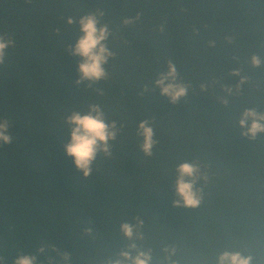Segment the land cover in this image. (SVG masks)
Masks as SVG:
<instances>
[{"label": "trees", "instance_id": "trees-1", "mask_svg": "<svg viewBox=\"0 0 264 264\" xmlns=\"http://www.w3.org/2000/svg\"><path fill=\"white\" fill-rule=\"evenodd\" d=\"M96 7L115 52L109 79L93 86L101 97L75 83L79 57L65 50L80 35L66 18ZM0 30L16 41L0 66V116L14 137L0 148L8 264L42 246L40 264H108L133 242L151 264H217L225 251L264 264V133L249 139L238 126L245 109L264 113V0H0ZM169 61L188 86L176 104L154 84ZM89 102L125 127L85 179L64 151V117ZM143 119L157 141L150 157L136 134ZM186 161L207 176L197 181L196 208L173 204L176 168ZM137 218L142 239L130 241L120 225Z\"/></svg>", "mask_w": 264, "mask_h": 264}, {"label": "clouds", "instance_id": "clouds-1", "mask_svg": "<svg viewBox=\"0 0 264 264\" xmlns=\"http://www.w3.org/2000/svg\"><path fill=\"white\" fill-rule=\"evenodd\" d=\"M30 2V0H27ZM105 15L99 7L90 9L78 18L69 16L66 18L67 25H77L80 33L74 45H69L65 49L71 56L79 57L77 64L78 79L77 85H84V89H92L98 97L104 95L102 88L96 87L101 81L109 79L106 65L110 59L115 57L107 41L112 33L107 24L101 23V18ZM139 19V14L134 18H125V25L132 24ZM57 33L59 29L56 30ZM16 46L14 37L0 30V66L5 65L8 50ZM253 66L259 67L261 59L253 55L251 58ZM234 75L238 72L234 70ZM178 72L176 65L168 62L167 71L162 72L155 79L154 84L159 89L161 96L166 97L172 104L178 103L181 98L188 93V86L178 82ZM243 79L241 80V84ZM205 86L202 85V88ZM229 93L232 89H227ZM239 91V85L237 86ZM225 103H227L225 101ZM238 126L241 135L253 139L259 133H264V113H259L255 109H245L239 117ZM13 122L6 116H0V148L10 145L13 142L11 129ZM124 124L115 119L109 120L102 105L97 102H89L86 110L72 108L64 117V129L70 136L69 141L64 145V151L68 157L72 158L75 168L83 178H88L93 172V165L99 154L104 157L112 155V143L123 133ZM136 134L142 137L140 149L144 156L150 157L152 149L157 141L154 139V130L148 119L141 120L136 128ZM177 176L175 180V195L177 199L173 201L176 207L196 208L202 200V191L196 187L200 179L207 180V176L201 172L199 164L183 162L176 168ZM143 221L137 218L136 225L122 223L120 231L128 240H133L134 236L142 239V235L136 231L138 226H142ZM91 232V229H87ZM45 247L36 250L37 254L19 253L12 260L11 264H40L38 255L45 253ZM55 251V248H53ZM135 252V255H133ZM175 254V249L169 252V256ZM121 259L110 260L108 264H151L152 257L149 252L140 250L136 243L128 245L126 250L119 253ZM67 261V253L63 255ZM252 257L244 256L240 252L221 253L217 258V264H251ZM0 264H8L5 256L0 254ZM48 264H54L52 257L48 258ZM171 264H176L172 261Z\"/></svg>", "mask_w": 264, "mask_h": 264}]
</instances>
